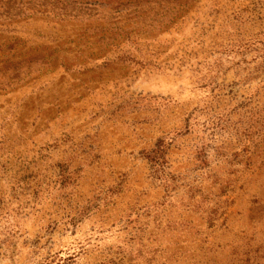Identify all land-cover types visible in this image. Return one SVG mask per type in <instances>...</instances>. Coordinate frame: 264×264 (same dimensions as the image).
Wrapping results in <instances>:
<instances>
[{"label": "rangeland", "instance_id": "1", "mask_svg": "<svg viewBox=\"0 0 264 264\" xmlns=\"http://www.w3.org/2000/svg\"><path fill=\"white\" fill-rule=\"evenodd\" d=\"M0 264H264V0H0Z\"/></svg>", "mask_w": 264, "mask_h": 264}]
</instances>
